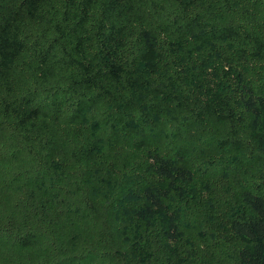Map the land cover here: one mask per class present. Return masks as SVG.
I'll return each instance as SVG.
<instances>
[{"label": "trees", "instance_id": "16d2710c", "mask_svg": "<svg viewBox=\"0 0 264 264\" xmlns=\"http://www.w3.org/2000/svg\"><path fill=\"white\" fill-rule=\"evenodd\" d=\"M0 264H264V0H0Z\"/></svg>", "mask_w": 264, "mask_h": 264}]
</instances>
